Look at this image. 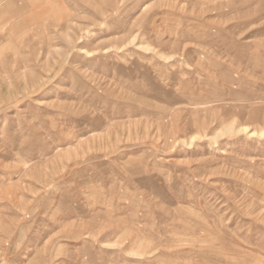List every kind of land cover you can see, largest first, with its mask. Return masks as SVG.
I'll list each match as a JSON object with an SVG mask.
<instances>
[{
    "label": "rangeland",
    "instance_id": "obj_1",
    "mask_svg": "<svg viewBox=\"0 0 264 264\" xmlns=\"http://www.w3.org/2000/svg\"><path fill=\"white\" fill-rule=\"evenodd\" d=\"M0 264H264V0H0Z\"/></svg>",
    "mask_w": 264,
    "mask_h": 264
}]
</instances>
